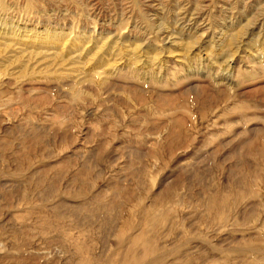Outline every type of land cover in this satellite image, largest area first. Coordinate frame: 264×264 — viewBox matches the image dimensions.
<instances>
[{
  "label": "rangeland",
  "instance_id": "374dc122",
  "mask_svg": "<svg viewBox=\"0 0 264 264\" xmlns=\"http://www.w3.org/2000/svg\"><path fill=\"white\" fill-rule=\"evenodd\" d=\"M0 264H264V0H0Z\"/></svg>",
  "mask_w": 264,
  "mask_h": 264
}]
</instances>
